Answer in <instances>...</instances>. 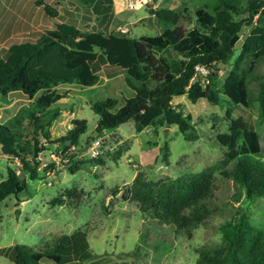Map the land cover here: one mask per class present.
I'll list each match as a JSON object with an SVG mask.
<instances>
[{
	"label": "trees",
	"instance_id": "16d2710c",
	"mask_svg": "<svg viewBox=\"0 0 264 264\" xmlns=\"http://www.w3.org/2000/svg\"><path fill=\"white\" fill-rule=\"evenodd\" d=\"M77 1L85 8L95 3L110 6V0ZM34 4L41 5L46 15H57L49 2L34 0ZM148 11L162 22L158 33L134 37L83 29L74 20H61L41 30L33 40L7 46L5 56L0 55V98L18 90L30 99L25 117L31 134L21 139L16 118L12 122H0V151L19 163V171L6 165L5 176L0 179V199L25 188L24 177L19 178V172L26 173L29 179L37 178L35 156L40 150L37 137H49L47 126L58 109L45 120L42 113L61 97L53 88L58 83L90 85L98 79L100 69L107 76L123 73L132 95L122 97L117 107L116 99L110 96L89 104L97 115L94 136L131 119L135 131L156 120L176 124L188 139L186 131L191 115L178 110L171 103L172 96L184 94L190 102L197 98L215 102L216 96L207 86L215 76L211 67L217 61L228 59L238 42L220 89L231 103L249 105L247 78L258 60L264 62V0H211L196 5L192 9L194 23L188 27L178 24L179 11L151 5ZM245 14L249 19L255 15L256 21L240 37ZM194 64L209 67L206 83L192 78ZM256 98L259 119L264 120V80L259 83ZM225 117L227 129L214 135L225 147L222 159L173 177L148 179L135 171L127 188L128 197L136 202L142 214L172 223L176 229L188 233L210 213L206 198L212 188L213 172L217 170L237 184L244 206L220 225V245L201 244L195 248V264H264V220L253 221L246 211L248 202L264 196V160L260 158L258 134L241 116L231 117L228 109ZM85 127L84 119L72 118L71 126L57 141L80 144L78 137ZM161 157L166 161L165 151ZM91 161L102 163L99 156ZM228 163L230 167L225 168ZM75 169L76 163L68 167L70 172ZM77 194L75 187L65 188L52 202L60 205L65 197H77ZM0 253L14 264H40L43 259L52 264H82L92 257L86 232L80 227L53 236L42 247L17 242L0 247Z\"/></svg>",
	"mask_w": 264,
	"mask_h": 264
},
{
	"label": "rangeland",
	"instance_id": "374dc122",
	"mask_svg": "<svg viewBox=\"0 0 264 264\" xmlns=\"http://www.w3.org/2000/svg\"><path fill=\"white\" fill-rule=\"evenodd\" d=\"M209 1L159 0L153 7L179 11L178 24L188 27L194 23L193 7ZM50 4L60 17L44 15L47 22L42 23L48 27L60 19L70 21L66 20V11L80 28L102 29L104 32L134 37L158 33L163 26L153 14L148 15L147 3L133 8L124 7L121 14L127 17L112 20L109 26L110 8H100L104 4H97L98 16L93 20L88 16L90 8H83L76 0H52ZM36 10L42 14V9L36 8L31 0H0V55L5 56L10 43L33 40L38 35L39 30L28 25L36 17ZM16 12L23 15L22 21L14 19ZM136 15L147 16L130 23ZM244 16L246 19L239 32L240 37L256 21L255 15L250 19L246 14ZM116 24L123 26L125 32L115 28ZM231 56L223 62L213 63L211 67L215 76L207 86L213 90L215 102L206 98L190 102L184 94L172 96L171 103L182 113L189 112L191 115L190 127L186 131L188 139L176 124H164L156 120L135 131L133 121L129 119L101 133L99 158L102 163L79 159L74 162L76 169L73 172L66 166H60L49 175L43 168H37V178L34 179H29L26 173L22 174L25 188L0 199V247L17 242L42 247L53 236L69 233L76 227L85 230L88 248L92 253V257L82 264H195L197 246L220 245V225L233 217L244 203L237 184L217 170L213 172L212 188L206 198L210 213L188 233L176 229L172 223L142 214L136 202L128 197L127 188L135 171H140L148 179L173 177L197 171L222 159L225 147L217 142L214 135L227 129L226 109L231 117L241 116L256 130L262 152L260 158L264 160V120L259 119L256 98L259 83L264 80V62L258 60L247 78L249 105L244 107L228 101L220 89ZM98 74L96 82L90 85L61 82L53 86L61 97L51 105V109L42 113V119L45 120L54 114L55 108L58 109L47 126L49 137H37V146L43 149L42 156H46L45 149L51 148L58 136L65 134L72 118L85 120V131L79 135L78 141L95 135L93 126L97 115L89 106L91 102L110 96L116 99L117 107L122 97L133 94V90L124 82L123 73L107 76L100 69ZM29 103L30 99L18 90L9 91L4 99L0 98V122L8 123L16 118V128L22 133V140L31 134L25 117ZM44 138L47 144L39 145ZM163 151L166 152V161L161 157ZM6 165L19 171L16 158L5 156L0 151V179L5 176ZM229 167L230 163L225 166ZM70 187L78 190L77 197H65L62 204H53L52 198ZM246 211L253 221L264 220V196L248 202ZM0 264L14 263L0 253ZM40 264L52 263L43 259Z\"/></svg>",
	"mask_w": 264,
	"mask_h": 264
},
{
	"label": "built area",
	"instance_id": "2783aa9c",
	"mask_svg": "<svg viewBox=\"0 0 264 264\" xmlns=\"http://www.w3.org/2000/svg\"><path fill=\"white\" fill-rule=\"evenodd\" d=\"M150 0H127L126 7L133 8L139 4H145ZM159 0H152V5ZM118 30L125 32V28L122 26L118 27ZM194 72L192 78H198L200 82L207 81V73L209 72V67L202 64L193 65ZM41 144H47V140L43 139ZM51 148L45 149L46 156H42L41 152L43 149L40 148L36 152L35 160H37L36 168H43L46 174H51L52 170L60 166H71L75 161L79 159H92L99 156L102 147L101 135H96L89 138L86 142H81L76 144L74 142H68L67 140L63 142L54 141ZM47 184L49 181H46Z\"/></svg>",
	"mask_w": 264,
	"mask_h": 264
},
{
	"label": "crops",
	"instance_id": "0c3cea01",
	"mask_svg": "<svg viewBox=\"0 0 264 264\" xmlns=\"http://www.w3.org/2000/svg\"><path fill=\"white\" fill-rule=\"evenodd\" d=\"M31 1L34 4V0H31ZM42 1H45V2H49L50 3V1H52V0H42ZM53 1H58V0H53ZM61 1L63 2V0H61ZM61 1L59 0V2H61ZM64 1H66V0H64ZM150 1H148L147 4H146L147 5V11H148V6L149 5H151L153 7L152 0H150ZM77 2H79V1H77ZM126 2H127V0H110V7H108V8H110V11H108L109 12L108 13L109 19H108V24H107L108 26H109V24H111L112 20H117V19L123 20L122 19L123 17L124 18L127 17V16L121 14L122 11H123V9H124V7H126ZM98 4H101L102 5L103 3H98ZM34 5L36 6V8L37 7H40L42 9L41 5H37V4H34ZM82 7L85 8L84 5H82ZM102 7H105V6H101L100 8H102ZM87 8L88 9L90 8L89 9L90 12L88 11L89 18L92 19V20L95 19V18H97V16H98V14L96 13V11H97V4L95 3V4H92V5H88ZM36 11H37L36 12V17H34L32 19V21H31V23H29L28 25L37 28L39 30V32H38V34H39L41 32V30L47 29V28H51V27H48L49 25H46V24H43L42 23V22H47V20L44 18L45 17L44 15H46L44 13V11L42 10V14H41V12L39 10H36ZM66 13L68 14V18L66 20H72L70 13L68 11H66ZM59 15H60L59 12H57V15L56 16L58 18L60 17ZM148 15H152V13H148ZM146 16L147 15H136L132 20H130V23L134 22L135 20H137L139 18L146 17ZM23 18L24 17H23V15L20 12H16V14H14V19L16 21H22ZM60 20H64V19H60ZM54 23L55 22H52L51 24H54ZM24 26H26V25H24ZM119 26H120V24H116L115 25V28L116 27H119ZM99 30L103 31L102 29H99Z\"/></svg>",
	"mask_w": 264,
	"mask_h": 264
},
{
	"label": "water",
	"instance_id": "95a60500",
	"mask_svg": "<svg viewBox=\"0 0 264 264\" xmlns=\"http://www.w3.org/2000/svg\"><path fill=\"white\" fill-rule=\"evenodd\" d=\"M252 12H255V10H253ZM22 172H19L18 177L21 178Z\"/></svg>",
	"mask_w": 264,
	"mask_h": 264
}]
</instances>
